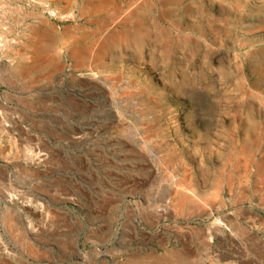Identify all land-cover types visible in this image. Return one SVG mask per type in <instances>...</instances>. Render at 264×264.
Instances as JSON below:
<instances>
[{
  "label": "rangeland",
  "instance_id": "1",
  "mask_svg": "<svg viewBox=\"0 0 264 264\" xmlns=\"http://www.w3.org/2000/svg\"><path fill=\"white\" fill-rule=\"evenodd\" d=\"M0 264H264V0H0Z\"/></svg>",
  "mask_w": 264,
  "mask_h": 264
},
{
  "label": "bare ground",
  "instance_id": "2",
  "mask_svg": "<svg viewBox=\"0 0 264 264\" xmlns=\"http://www.w3.org/2000/svg\"><path fill=\"white\" fill-rule=\"evenodd\" d=\"M168 263V262H167Z\"/></svg>",
  "mask_w": 264,
  "mask_h": 264
}]
</instances>
